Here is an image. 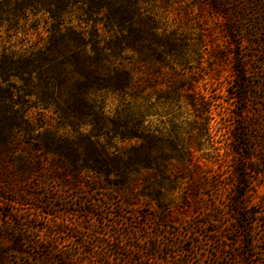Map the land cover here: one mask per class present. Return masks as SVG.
Returning <instances> with one entry per match:
<instances>
[{"label": "rangeland", "instance_id": "rangeland-1", "mask_svg": "<svg viewBox=\"0 0 264 264\" xmlns=\"http://www.w3.org/2000/svg\"><path fill=\"white\" fill-rule=\"evenodd\" d=\"M102 3L68 16L88 38L0 98L16 125L0 131V264H264V0ZM30 18L11 39L25 52L44 37ZM129 35L114 62H135L126 139L96 52ZM132 147L148 165L130 187ZM87 154L115 161L95 173Z\"/></svg>", "mask_w": 264, "mask_h": 264}, {"label": "trees", "instance_id": "trees-1", "mask_svg": "<svg viewBox=\"0 0 264 264\" xmlns=\"http://www.w3.org/2000/svg\"><path fill=\"white\" fill-rule=\"evenodd\" d=\"M101 1L103 2V0H0V98H2V95L7 94L6 87L9 81L25 80L27 75L29 76L35 69V64L41 56L64 50L69 52V48L74 41H82L88 38L89 34L86 33L83 26H72L68 16L71 15L73 9L88 17H90V12L94 6L99 7L98 12L103 11V9L107 10V5H102ZM32 16L34 18L31 23H35L33 30L36 31L37 27L43 24L44 37L42 39L40 34H37V39L41 44L35 43V40H29L31 47L28 46L27 50L29 49V51L25 52V49L21 47L15 48L11 43V39L17 38L20 40V36L23 38L29 36L28 30L25 28ZM90 31L94 37L97 36L95 30L91 28ZM134 42H136V36L114 37L106 46H102V50L96 52V58L100 60V63L107 64L109 67L106 76L103 77V83L110 90H116L125 101V111L128 117L122 123L121 135L126 139L136 134L138 125L137 115L135 116L134 108L130 106L131 104L134 105L136 97V86L132 76L135 62L132 60V66L128 68L115 65L114 62L126 50L121 48L122 44ZM110 51H112V54L107 55L110 54ZM75 53L73 51L70 54L73 59ZM133 54L135 53L132 52V57ZM98 78L100 79V77ZM2 105L0 109V131H11L13 126L16 127V125L10 119L8 105ZM29 138L31 137L29 136ZM36 147L35 151H41L38 146ZM98 155L92 158H90V155H86L88 160L85 163L87 169L95 173H107L108 168H111L115 160L106 159L105 157V160H101ZM121 157L123 162L121 165V168H123L122 173L128 180L125 183L133 187L136 183L134 177L140 168H147L144 166L148 165L146 163L148 156L143 159L138 148L132 147L124 152ZM130 176L131 178H129Z\"/></svg>", "mask_w": 264, "mask_h": 264}]
</instances>
